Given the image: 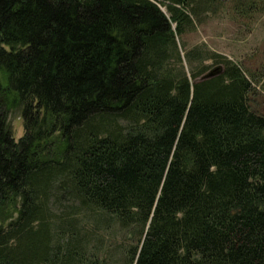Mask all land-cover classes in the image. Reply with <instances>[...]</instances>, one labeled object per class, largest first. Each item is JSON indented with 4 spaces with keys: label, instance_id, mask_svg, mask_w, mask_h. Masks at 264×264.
I'll return each instance as SVG.
<instances>
[{
    "label": "trees",
    "instance_id": "trees-1",
    "mask_svg": "<svg viewBox=\"0 0 264 264\" xmlns=\"http://www.w3.org/2000/svg\"><path fill=\"white\" fill-rule=\"evenodd\" d=\"M260 1L0 0V264H264L256 79L178 43Z\"/></svg>",
    "mask_w": 264,
    "mask_h": 264
},
{
    "label": "rangeland",
    "instance_id": "rangeland-1",
    "mask_svg": "<svg viewBox=\"0 0 264 264\" xmlns=\"http://www.w3.org/2000/svg\"><path fill=\"white\" fill-rule=\"evenodd\" d=\"M156 1L166 10L163 5L168 0ZM258 3L260 8H255L250 13L234 8L230 2L217 4L212 10L196 17L194 25L178 37V43L183 56L185 50L200 47L242 64L247 74L256 79V93L251 96L252 104L255 108L264 110V3ZM184 63L189 67L185 57ZM8 121L18 140L24 133L20 111L9 112Z\"/></svg>",
    "mask_w": 264,
    "mask_h": 264
},
{
    "label": "water",
    "instance_id": "water-1",
    "mask_svg": "<svg viewBox=\"0 0 264 264\" xmlns=\"http://www.w3.org/2000/svg\"><path fill=\"white\" fill-rule=\"evenodd\" d=\"M220 72V68L218 67H214L212 68L209 72H207L206 74L203 75L202 78H209V77H213L216 74H218Z\"/></svg>",
    "mask_w": 264,
    "mask_h": 264
}]
</instances>
